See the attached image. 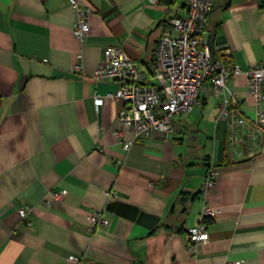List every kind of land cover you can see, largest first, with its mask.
Instances as JSON below:
<instances>
[{
    "label": "crops",
    "instance_id": "0c3cea01",
    "mask_svg": "<svg viewBox=\"0 0 264 264\" xmlns=\"http://www.w3.org/2000/svg\"><path fill=\"white\" fill-rule=\"evenodd\" d=\"M76 1L93 8L83 39L71 0H0V264H264V142L227 143L220 92L204 81L197 104L173 116V133L143 139L119 120L121 102L105 96L119 82L92 78L107 45L148 73L184 0ZM226 3L214 0L205 31L214 32V57L227 47L245 70L264 61V8ZM226 85L252 118L246 74ZM62 188V198L43 203ZM205 202L217 213L208 241L191 248L185 232ZM17 205L30 206L26 217ZM94 208L107 219L95 229Z\"/></svg>",
    "mask_w": 264,
    "mask_h": 264
},
{
    "label": "built area",
    "instance_id": "2783aa9c",
    "mask_svg": "<svg viewBox=\"0 0 264 264\" xmlns=\"http://www.w3.org/2000/svg\"><path fill=\"white\" fill-rule=\"evenodd\" d=\"M156 4L162 0H149ZM75 12L73 33L83 39L89 31L87 15L91 5L71 0ZM214 0H184V14L171 16L160 35L154 51L151 72L139 69L135 60L119 46L107 45L101 59L94 68L92 78L96 81L119 82L114 91L105 94L121 102L118 118L124 126L131 127L134 137L147 138L153 130L166 138L173 133V116L190 110L198 102L200 87L208 80L214 90L220 92L217 121L226 127L227 143L241 146L245 142L261 138L264 142V61L241 68L231 58L229 48L212 61L206 41L205 22ZM77 69L80 65L76 64ZM245 73L249 93L255 100V114L248 118L241 112V99L227 89L226 81L233 75ZM100 97L96 96L99 102ZM130 140L123 141L127 149ZM216 170L211 164L205 173L203 191L206 193L214 184ZM67 191H51L42 201L46 206L62 198ZM113 195L114 190L107 192ZM30 206L17 205L20 216L26 217ZM217 210L206 202L201 206L197 223L186 229V240L195 248L207 242V222ZM90 227L95 229L107 223L103 209L94 208L88 213ZM69 262H78L81 257L69 254ZM232 262L228 264H236Z\"/></svg>",
    "mask_w": 264,
    "mask_h": 264
},
{
    "label": "water",
    "instance_id": "95a60500",
    "mask_svg": "<svg viewBox=\"0 0 264 264\" xmlns=\"http://www.w3.org/2000/svg\"><path fill=\"white\" fill-rule=\"evenodd\" d=\"M206 41L209 48L212 61L214 60V32H208L206 34Z\"/></svg>",
    "mask_w": 264,
    "mask_h": 264
},
{
    "label": "trees",
    "instance_id": "16d2710c",
    "mask_svg": "<svg viewBox=\"0 0 264 264\" xmlns=\"http://www.w3.org/2000/svg\"><path fill=\"white\" fill-rule=\"evenodd\" d=\"M165 1H170V0H165ZM257 1V3H258V5H259V7H261V8H264V0H256ZM214 4V3H213ZM226 4H228V0H227V3ZM225 4V5H226ZM213 7V6H212ZM211 7V8H212ZM211 10V9H210ZM210 12V11H209ZM209 12H208V14H209ZM207 14V15H208ZM150 72H151V70H150Z\"/></svg>",
    "mask_w": 264,
    "mask_h": 264
}]
</instances>
